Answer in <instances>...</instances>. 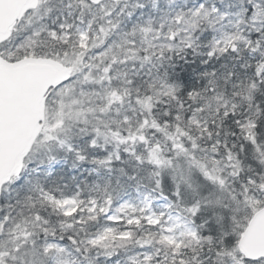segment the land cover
Here are the masks:
<instances>
[{
	"label": "snow or ice",
	"instance_id": "obj_1",
	"mask_svg": "<svg viewBox=\"0 0 264 264\" xmlns=\"http://www.w3.org/2000/svg\"><path fill=\"white\" fill-rule=\"evenodd\" d=\"M0 264H264V0H0Z\"/></svg>",
	"mask_w": 264,
	"mask_h": 264
}]
</instances>
